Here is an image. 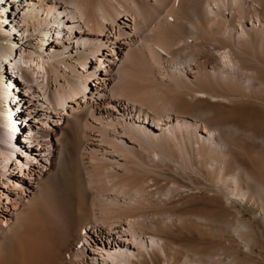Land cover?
<instances>
[{"label": "bare ground", "instance_id": "bare-ground-1", "mask_svg": "<svg viewBox=\"0 0 264 264\" xmlns=\"http://www.w3.org/2000/svg\"><path fill=\"white\" fill-rule=\"evenodd\" d=\"M0 24V264L48 235L53 264H245L264 0H0Z\"/></svg>", "mask_w": 264, "mask_h": 264}, {"label": "rangeland", "instance_id": "rangeland-1", "mask_svg": "<svg viewBox=\"0 0 264 264\" xmlns=\"http://www.w3.org/2000/svg\"><path fill=\"white\" fill-rule=\"evenodd\" d=\"M20 19H21V16H20ZM10 21H11V19L8 16L6 18H4V21L1 20V22H5L4 23L5 28H8L9 30L12 29V26H10L11 28L7 27V25L11 23ZM5 39H6V36L4 35V33L0 32V40L3 41L2 43H7V41H4ZM2 81H3V72L0 70V86H1ZM5 84L6 83L3 82V84H2L3 88L5 87ZM220 112H222V111H220ZM24 122H25V119H22L21 123H20L21 127H22V123H24ZM71 133L72 134L68 136L67 142H68V145L71 147V150H70L71 153H74V155L71 156L72 162L70 164H68V163L63 164L62 168L63 169L65 167L68 168V172L73 175L74 183L76 184L77 183L76 182L77 181V179H76L77 168H76V164L74 162V156L77 153L76 145H77L78 137H77V133H75V132H71ZM52 139L54 141L56 140L55 137H52ZM57 140L59 141V143L61 142V140H59V139H57ZM75 142H76V144H75ZM34 145H31V146H34ZM261 154L264 157V155H263L264 152ZM256 155L257 154L253 155L252 158L250 157L249 160H251V163L248 159L246 160V161H249L248 162L249 165L252 164L253 167L255 166V168H256V164L258 162L264 163V158H262V156H260V154H258L257 156ZM254 156H255V158H254ZM239 207L242 209V211L244 213L243 220H245V222L250 223V225L253 228V233H252L253 240L252 241H253V244L255 247V250L253 251V253L251 255L247 256L244 253L241 254L243 257V260H244L245 264L246 263L247 264H264V223L261 220V218L258 217L260 213L254 207H251V206H248L245 208L243 205L239 204ZM198 236L196 238L195 237L194 238H192V237H190V238L189 237L188 238H172V237H170V238H171V240L173 239L172 241L176 242L177 245L185 244L187 246H191V245L194 246V244H195L196 246H198L200 248V252L202 254L203 253L207 254L211 249L208 246L210 244L213 245V241H216L215 246L222 247V246H226V244L228 243V238L230 237V236L227 237L225 234H223L221 232L215 234V236H214L215 240H211V239L208 240L207 238H203L200 235H198ZM50 238H51V236L48 235L44 240L42 239V240L38 241L37 244L32 247V252H34V253H32V260H33L34 264H53V259L51 256V253H52L51 248L52 247L49 245V242H48ZM194 239H197V240H194ZM200 246H202V247H200ZM226 250H229L231 252V254H234L236 251H238V249L236 247H235V249H233V248L230 249V247H229V249H226ZM49 254H50V256H49ZM224 256H225L226 261L229 260V256H226V254H224ZM51 260H52V262H51Z\"/></svg>", "mask_w": 264, "mask_h": 264}]
</instances>
